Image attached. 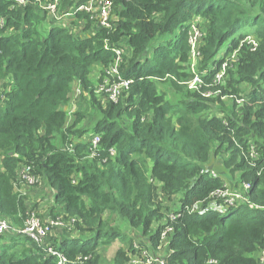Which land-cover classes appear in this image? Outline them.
I'll return each mask as SVG.
<instances>
[{"label": "trees", "instance_id": "16d2710c", "mask_svg": "<svg viewBox=\"0 0 264 264\" xmlns=\"http://www.w3.org/2000/svg\"><path fill=\"white\" fill-rule=\"evenodd\" d=\"M25 1L0 0V216L25 226L32 208L15 182L30 166L53 192L51 218L66 222L52 232L66 233L53 245L67 264H144L168 225L165 264H262L264 0H115L109 26L84 11L71 14L77 26L83 22L81 35L53 18L44 34L39 1L53 0ZM86 1L59 0L58 12ZM196 17L206 33L191 74L188 32ZM122 48L121 74L133 83L113 101L98 90ZM233 51L227 87L246 98L240 109L189 87L196 75L213 84ZM77 93L73 104L84 106L68 114ZM94 135L101 139L93 155ZM217 153L237 184L223 172H203ZM226 189L245 199L224 203L216 192ZM116 240L123 246L106 261L100 251ZM58 260L25 234L0 237V264Z\"/></svg>", "mask_w": 264, "mask_h": 264}, {"label": "built area", "instance_id": "2783aa9c", "mask_svg": "<svg viewBox=\"0 0 264 264\" xmlns=\"http://www.w3.org/2000/svg\"><path fill=\"white\" fill-rule=\"evenodd\" d=\"M20 5H24L26 3L25 0H16ZM114 2L115 0H87L86 2L81 3L72 13H67L63 15H71L78 11H84L90 14V19H93L95 24H98L100 26H109L110 19L113 16V9H114ZM59 0H53L52 2H42L39 1L40 7L45 12H48L50 14V17L53 19H56L58 15L60 14L58 12V5ZM53 14V16L51 15ZM61 15V14H60ZM3 23L0 25V28L2 27ZM191 25H194V22L191 23ZM198 42L199 40H195L194 47H196V52L198 55ZM248 42L255 45V41L251 38L248 40ZM190 43V42H189ZM192 49V46H191ZM116 58L115 61L105 70L106 75L104 78V82L100 84V88L98 91H106L109 95V98L113 101H118L121 94L124 90H128L133 83V79L125 78L121 74L122 71V64L124 62L123 56L125 53V50L122 49H116ZM195 63V62H194ZM226 66L227 63L223 65L222 72H218L216 76L222 73H226ZM195 77H199L196 75ZM196 79H194L195 81ZM110 83V85H108ZM79 92V89H77ZM216 96H219L218 94ZM246 100V98H244ZM100 135H94L90 140V151L94 155L96 150L98 149L99 143H100ZM112 152L114 150L112 149ZM255 152V151H254ZM255 156V155H254ZM39 181V178L32 172V168L30 166H24L22 165L19 169V175L18 179L15 182V188L16 191L24 196H28L30 189ZM250 184L245 183L244 187L246 189L250 188ZM217 197L222 198L224 203L234 205L236 201H242L244 200V194L239 192H231L229 190H219L216 192ZM200 210V209H199ZM205 210H202L204 212ZM177 217V214L171 213L170 218L174 220ZM65 220L62 217H59L57 219H48L44 220L40 218L39 213L36 214L33 209H29L27 212V217L25 220V226L23 228H20L16 225H14L11 221L4 218L3 216H0V237L6 233H21L25 234L28 237H30L36 244H38L42 249H44L47 253L51 255L58 256V264H67L66 258L59 253L56 248L48 241V235L49 233L52 234L53 228L57 227H64ZM173 227L171 225L166 226L164 231L161 235V243L159 244L158 248H161V244L163 241L167 243L168 235L172 232ZM157 248V254L156 257L153 258L151 253L144 254L146 261L144 264H165V249L164 250H158ZM141 260L138 258L133 259V264H140ZM261 263L264 264V253L261 256Z\"/></svg>", "mask_w": 264, "mask_h": 264}, {"label": "rangeland", "instance_id": "374dc122", "mask_svg": "<svg viewBox=\"0 0 264 264\" xmlns=\"http://www.w3.org/2000/svg\"><path fill=\"white\" fill-rule=\"evenodd\" d=\"M46 14H47V18L41 26V30L44 34L51 27V25H53V22H51L52 17H50V14L48 12H46ZM51 15L53 16V14H51ZM55 20H56L57 24H61V25H64L66 27L73 26L71 28H72V32L74 34H79V35L82 34V27H80V26L83 24V22L81 21L80 22L81 25L77 26L78 25V19H77V21H75L73 15H60L59 14ZM73 20L76 23L73 22V24H72ZM191 22H194V25L190 26L189 32H188V37H189V42L192 46L190 57H191V66H192L191 74H193L194 70H197V66L194 64V62L197 59V52H196L197 45L194 47L193 43L195 42L196 38L199 41H202L204 39V36L206 33V25L200 17L194 18V20H192ZM180 32H181V27H179L178 30L176 31V35L179 34ZM250 39H251V34H247L244 41H248ZM192 40H193V43H192ZM231 45H232V43L229 41L226 44H224V46L221 48V50L219 52V56L217 58H220L222 56V54L226 51L227 47H229ZM225 56L228 57L226 69L227 68L229 69L230 67H233V64L235 63L236 54L234 51L231 53V55L227 52V54L225 53ZM222 70H223V67L221 69V72H222ZM205 71L206 70H204L203 72H205ZM194 79H196V80L195 81L193 80L189 83L190 88H194L198 92H201L202 94L210 95L211 97H214L216 94H218L220 96V99L227 105L231 104V102H233V101L236 102L238 104V109L245 106L246 100L244 98L240 97L239 94H232L231 89H229L227 87L228 86L227 82L230 79H229V76H227L225 73L219 74L218 76L214 77L213 84H208L205 80H202L200 77H195ZM217 85H221V89L219 88L217 91H213L212 88L216 87ZM161 87H162V85L160 84V88ZM2 90H4V89L2 88V85H0V98L5 97V94L2 93ZM6 91L7 92L10 91V88H7ZM168 96H169L170 100H174L173 93L171 90L168 93ZM78 99H79V94L78 93L74 94V97H72V99L70 100L69 105L65 107L68 114H71V112H73V111L75 112L78 107L80 109L81 106H84V102L80 103L81 106L78 104H76V105L73 104L74 102L75 103L79 102ZM219 116H221V114H219ZM91 121H92V119L87 118L84 121L83 125L88 126V125H90ZM254 150H252V154H254ZM207 171L211 172L212 174L223 172L224 176L229 181H232L233 184H237V181H234V180H237L239 178V175H237V174H236L237 176L235 178H233L229 175L228 169L224 166L223 158L221 157L220 153L219 154L217 153V155H215L213 157L212 162L205 166V169L203 172L205 173ZM41 181L42 180L38 181L35 185H33V187L30 189L31 191L29 192L28 197H27V203L31 206V208L35 211L36 214H38V213L40 214V212L38 210V206L40 207L42 205V202L44 204V210H45V208H46L45 206H47V205L49 206V204H51V202L53 201L52 190L45 185L44 181H42V184H40ZM238 187L241 190H243V183ZM200 210H207V208L201 207ZM41 216H40V218L43 219ZM26 217H27V213H26ZM25 220H26V218H25ZM137 233L138 232H135V231L131 232V234H133V236H135V238H137L136 242L138 240L142 239L139 237L140 234H137ZM51 244L53 245V243H51ZM165 244H166V242L163 241L161 244V248H158V250H164ZM122 246H123V243L120 242V240H116L112 245L106 246L103 249H101L100 253L105 257L106 261H111L113 259V257L115 256L116 251Z\"/></svg>", "mask_w": 264, "mask_h": 264}, {"label": "crops", "instance_id": "0c3cea01", "mask_svg": "<svg viewBox=\"0 0 264 264\" xmlns=\"http://www.w3.org/2000/svg\"><path fill=\"white\" fill-rule=\"evenodd\" d=\"M31 191V190H30ZM33 192V191H32ZM52 195H53V193H52ZM53 205H54V199H53V201L51 202V204H49V206L47 205V206H45L46 208H45V210H44V204H43V202H42V205L39 207L38 206V210H39V212H40V214L42 215H40L44 220H48V219H50L51 218V208L53 207ZM43 206V207H42ZM62 214V213H61ZM6 234H12L13 235V233H6ZM66 235V233H60V231H56L54 234H53V232H52V234H51V236L49 237V239H48V241L50 242V243H53V244H55L56 242L57 243H60L62 240H63V238H64V236ZM3 241H1V243H2Z\"/></svg>", "mask_w": 264, "mask_h": 264}]
</instances>
